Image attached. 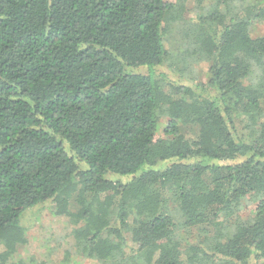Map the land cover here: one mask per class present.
<instances>
[{
    "label": "trees",
    "instance_id": "obj_1",
    "mask_svg": "<svg viewBox=\"0 0 264 264\" xmlns=\"http://www.w3.org/2000/svg\"><path fill=\"white\" fill-rule=\"evenodd\" d=\"M186 2L0 0V264L46 203L100 264H264V0Z\"/></svg>",
    "mask_w": 264,
    "mask_h": 264
},
{
    "label": "rangeland",
    "instance_id": "obj_2",
    "mask_svg": "<svg viewBox=\"0 0 264 264\" xmlns=\"http://www.w3.org/2000/svg\"><path fill=\"white\" fill-rule=\"evenodd\" d=\"M168 1L175 3V0ZM199 1L201 2L198 4L196 0H187L183 13L185 20L196 22L197 16L203 14L202 9L210 3V0ZM176 32L178 31L167 33L164 37V44L170 56L183 57L182 54L187 49V44L183 43L184 41L176 35ZM250 33L254 38L264 36V24H254L250 28ZM167 66L154 69L155 75L165 73L167 80H176L180 84L191 87H201L205 83L208 69V64L205 62L190 60L186 69L182 68L183 74L180 70L176 73L172 72L171 68ZM177 67L181 69L179 64ZM133 72L147 74L148 69L139 68ZM71 204L73 210L78 208L74 203ZM20 225L24 229L26 243L18 248L17 252L11 255L5 264H100L94 259L86 258L75 248L72 234L74 226L67 221L66 217L55 214L53 204L46 203L27 209L20 216ZM133 249L135 246L128 242L126 254L133 253Z\"/></svg>",
    "mask_w": 264,
    "mask_h": 264
}]
</instances>
